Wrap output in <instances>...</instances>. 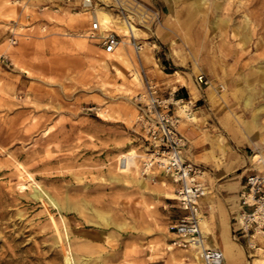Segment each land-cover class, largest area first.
<instances>
[{
	"label": "rangeland",
	"instance_id": "rangeland-1",
	"mask_svg": "<svg viewBox=\"0 0 264 264\" xmlns=\"http://www.w3.org/2000/svg\"><path fill=\"white\" fill-rule=\"evenodd\" d=\"M79 1L0 0V264H197L191 249L167 247L178 209L169 177L138 172L139 156L138 170L120 169L123 152L143 149L133 95L142 68L165 95L176 69L194 87L204 73L202 110L179 122L184 150L206 183L233 153L245 183L264 165V110L253 118L264 105V0H153L159 21L131 23L143 48L123 44V60L88 36ZM95 1L123 21L112 0ZM116 23L99 33L119 32ZM256 247L238 244L240 264H264Z\"/></svg>",
	"mask_w": 264,
	"mask_h": 264
},
{
	"label": "built area",
	"instance_id": "built-area-1",
	"mask_svg": "<svg viewBox=\"0 0 264 264\" xmlns=\"http://www.w3.org/2000/svg\"><path fill=\"white\" fill-rule=\"evenodd\" d=\"M117 14L129 24L159 21L160 13L153 6L141 0H112ZM79 5L91 11L88 36L98 37L103 49L113 52L125 44L123 36L114 29L99 33L100 22L92 15L95 0H80ZM128 41L135 52L139 53L143 43L135 34H127ZM12 41H15L12 38ZM143 88L133 95L136 109L135 131L143 146L139 170L141 174L155 171L169 177L173 183L175 200L183 210L168 228L173 234L171 244L194 250L202 264H223L225 256L221 248L206 244L207 239L201 227L202 208L200 198L206 193L205 181L200 178L201 168L184 155L186 136L179 130L183 116L192 115V98L176 96L175 90L164 94L158 80L142 68ZM199 85L208 84L204 73L196 75ZM181 109L183 115L177 112ZM264 161V160H262ZM242 208L235 216L233 237L245 238L250 248L256 247L257 236L264 238V165L247 174L244 188L240 191ZM247 205L248 208L243 207Z\"/></svg>",
	"mask_w": 264,
	"mask_h": 264
},
{
	"label": "crops",
	"instance_id": "crops-1",
	"mask_svg": "<svg viewBox=\"0 0 264 264\" xmlns=\"http://www.w3.org/2000/svg\"><path fill=\"white\" fill-rule=\"evenodd\" d=\"M141 1L155 6L153 0H141ZM92 39H97V41L100 43L99 38H92ZM196 75L193 78L195 87L192 85L191 81H189L190 84L179 83V85L173 87L176 88L174 90H177V94H178L177 96H184L186 98L189 97L191 98L192 96H194L193 94L196 95L197 91H199L200 95L196 99L192 100L194 102V105H192V110H193L192 115L194 116L195 114H197V112H200L202 110L201 107L202 104L198 105L197 101L201 99L203 100L205 99L201 97L202 90H204L208 86V85L207 86L199 85L198 82L196 81ZM164 90H166L168 93L173 89L167 90L166 88ZM191 116L188 117L183 116L181 117L180 121L181 120L183 121V119L192 120L196 117L195 116L194 118H192ZM187 134L189 135L190 138L193 139L195 136V130L192 129L188 130ZM184 155H186L185 157L188 158L186 154V150H184ZM239 166H240L239 162L234 161L233 153H232V155L229 156V161L226 163L225 168L217 171L216 172L217 175L212 181H207V183L205 182L207 191L200 198L201 208H203L207 212L205 214L207 221V231L211 230L216 236V238L214 239L210 235V233L207 232L208 234V236H206V238L208 237L207 242L209 244L218 246L222 250L225 244L232 249L231 250L232 252L227 260L228 264H240L239 259L234 254L235 253L234 251L237 248L238 244L246 252V239L243 237H241L240 239H235L233 237V226H234L233 213H234V209L238 208L239 206L242 208L241 200H240V191L244 188L245 185V183L242 181L243 172H234ZM243 207L248 208L247 205H244ZM177 208L178 209H176L177 211L173 213L174 215L169 221V224L182 214L183 210L179 207V205H177ZM255 239L259 243H264V238H261L260 236H257ZM258 247L261 246H257L256 248ZM248 248L250 247L248 246ZM232 255H235V257H232Z\"/></svg>",
	"mask_w": 264,
	"mask_h": 264
},
{
	"label": "bare ground",
	"instance_id": "bare-ground-1",
	"mask_svg": "<svg viewBox=\"0 0 264 264\" xmlns=\"http://www.w3.org/2000/svg\"><path fill=\"white\" fill-rule=\"evenodd\" d=\"M8 1V0H7ZM218 3V2H217ZM195 5H199V3L197 2V0H196V2H195ZM220 4L218 3L217 4V6H219ZM199 9H201V8H199ZM92 15L93 16H96L97 17V19L99 20V22H100V25H102V26H106L107 25V23H111V24H115L117 21L119 22V24H118V27H117V29H118V31L119 32H121L122 34H126V33H132L133 32V34H136L137 33V30L135 29V28H133L132 27V25L131 24H129L128 22H126V21H121V20H117V19H115L114 17H113V15L111 14V12L109 11V10H107V9H104V8H102L101 6L100 7H98V6H94L93 7V9H92ZM117 24V23H116ZM104 31H101L100 30V33H103ZM245 33V32H244ZM121 34V35H122ZM123 36V40H124V42L126 43L127 41H128V39H127V37H125V35H122ZM244 36H246V34H244ZM241 37V36H240ZM246 38H247V36H246ZM241 39H243V38H241ZM243 42V41H242ZM245 42V41H244ZM245 44V43H244ZM154 45V43H152V46ZM120 49H122V45L121 46H119V47H117L112 53V55H115L114 57L116 58V60H123L124 59V57L122 56V55H120L119 53H116L115 51H117V50H120ZM178 61H180V59L178 60ZM260 73V72H259ZM262 73H264V72H262ZM173 75L175 76L174 77V81H177V82H180V83H183V84H190L189 83V80H188V78L186 77V76H184L183 74H182V72H180L178 69H176L175 71H174V73H173ZM135 79H136V81L137 82H141V80H140V78L138 77V76H136L135 75ZM248 88H250V87H248ZM253 85H252V87H251V89L253 90ZM258 93V92H257ZM193 95H195V94H193ZM255 96H256V92L255 91H251V93L249 94V95H247L246 96V102L247 103H253V99L255 98ZM257 97V96H256ZM261 110H264V105H262V106H260L259 108H258V111L256 110L255 112L253 111V118H257L258 116H259V114H260V111ZM192 118H194L195 116L194 115H192L191 116ZM137 155H138V152H136V150H135V148H129V150H127V151H125V152H123L121 155H120V163H121V166H120V169L122 170V171H131V169H132V167L134 166L135 167V170L134 171H136V170H138V167H137ZM256 155V154H255ZM186 156V155H185ZM132 172V171H131ZM138 172H140V170H138ZM163 175V174H162ZM147 176H143L141 179H138V183L140 184V185H142V186H145L146 185V182L144 181V178H146ZM162 183L164 184V185H166L167 184V182L166 181H164V180H162ZM41 189V188H40ZM39 189V190H40ZM162 189V188H161ZM39 190H37L36 192H35V196L36 197H41L42 195H41V192L39 191ZM41 191H43V190H41ZM46 191V190H45ZM160 192H161V190H160ZM164 193H165V195L167 196V197H169V198H175V194H174V192H172L171 190H164ZM45 196V195H44ZM48 196V195H47ZM43 198V197H42ZM49 198V197H48ZM55 204V203H54ZM59 205V204H58ZM61 208V207H60ZM59 208V209H60ZM201 221H204V218H203V215H202V219H201ZM210 232V234H211V236L215 239L216 238V236H215V234L210 230L209 231ZM206 236V235H205ZM206 244H209V243H206ZM167 247L169 248V249H172L173 248V245L171 244V243H167ZM224 249H228V246L225 244V246H224ZM192 257H193V259L196 261V263L197 264H202L201 263V261H200V258L198 257V255H197V253L194 251V250H191L190 251V253H189ZM224 256H225V254H224Z\"/></svg>",
	"mask_w": 264,
	"mask_h": 264
}]
</instances>
